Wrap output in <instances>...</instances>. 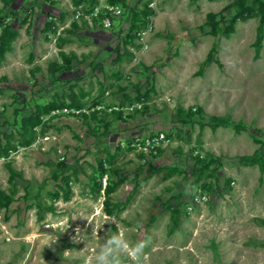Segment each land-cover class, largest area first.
I'll return each instance as SVG.
<instances>
[{
  "label": "rangeland",
  "instance_id": "1",
  "mask_svg": "<svg viewBox=\"0 0 264 264\" xmlns=\"http://www.w3.org/2000/svg\"><path fill=\"white\" fill-rule=\"evenodd\" d=\"M101 1L122 6L111 26L0 0V264H85L118 232L151 237L143 264H264V0ZM156 127L159 153L121 149ZM88 212L112 222L96 235Z\"/></svg>",
  "mask_w": 264,
  "mask_h": 264
},
{
  "label": "built area",
  "instance_id": "2",
  "mask_svg": "<svg viewBox=\"0 0 264 264\" xmlns=\"http://www.w3.org/2000/svg\"><path fill=\"white\" fill-rule=\"evenodd\" d=\"M85 1L79 2L78 5H76L73 10V17L72 18H81L83 17L86 19L87 22L90 21V23L94 22L98 26H111L112 21L116 15H118L121 12L122 6L116 2H104V1H96L93 4H89L88 6L85 7ZM139 103V106H141V101L137 100L135 103L131 105H122L120 103L118 104H113L109 106L110 110L112 109H129L134 106V104ZM102 104L97 103L95 104L94 107H100ZM138 105V104H137ZM63 110L65 111H80L81 108H76L74 106L72 107H67L64 106L62 107ZM84 109V108H83ZM125 114V113H124ZM169 131H167V128H154L152 131L148 130L143 134L140 133H131L129 134L128 137H122L118 140V143L121 147V149L129 153L130 155L139 158V159H144L147 158L151 155H155L156 153H159L163 147V145L171 142V137L169 135ZM207 140V139H204ZM159 150V151H158ZM189 153L192 156L199 155L202 156L203 152L201 149H198L197 147H190L189 148ZM106 179H108L107 172H104L102 174V179H101V186L104 188V184L106 182ZM207 196L206 191L201 187L198 186L196 189L195 193L192 194V200L194 202H201V200H204Z\"/></svg>",
  "mask_w": 264,
  "mask_h": 264
},
{
  "label": "clouds",
  "instance_id": "3",
  "mask_svg": "<svg viewBox=\"0 0 264 264\" xmlns=\"http://www.w3.org/2000/svg\"><path fill=\"white\" fill-rule=\"evenodd\" d=\"M84 217L90 225H92V233L97 235L98 231L107 222L111 223V218L98 217L94 212L79 213ZM75 216V215H73ZM68 227V221L64 229ZM77 235L73 237L74 240L87 239L86 235L81 236L80 230H76ZM56 240V239H55ZM55 240H50L45 245ZM151 244V237H146L136 243H130L123 232L109 235L103 244L89 255L85 264H121V257L126 256L132 261V264H143L145 257V250Z\"/></svg>",
  "mask_w": 264,
  "mask_h": 264
},
{
  "label": "trees",
  "instance_id": "4",
  "mask_svg": "<svg viewBox=\"0 0 264 264\" xmlns=\"http://www.w3.org/2000/svg\"><path fill=\"white\" fill-rule=\"evenodd\" d=\"M76 3H79L80 1H85V0H74ZM97 1V0H96ZM96 1H93V2H91V1H89V2H91V4H93V3H95ZM81 20H82V22H87L86 21V19H84L83 17H81L80 18ZM75 18H72V21H73V23L75 24ZM210 21H213L212 19H210ZM214 22V21H213ZM48 25H47V27L49 28V27H52V20L50 19V20H48V23H47ZM0 25H2L1 26V31H0V57H1V55L3 54V52H4V50H5V48L7 47V45H6V40H2L1 39V35L3 34V33H6L7 31H8V23L4 20V17L3 16H0ZM72 99H73V105H75V106H77L78 108H80L79 106L81 105L80 104V102L78 101V100H76L74 97H72ZM50 106H53V103H51L50 105H48L47 106V108H49ZM144 107L146 108L147 107V104H144ZM37 115V117L39 118V113H37L36 114ZM31 118H32V114H30V115H27V116H25L24 118H23V120L24 121H29V120H31ZM216 118H220L221 119V117H216ZM224 121L227 123V124H229V120H227V119H224ZM159 151V150H158ZM195 157H197V158H199V159H204L205 158V156H204V154L202 155V156H199V155H195ZM244 157L245 158H247V159H254L253 158V155H251V153L250 154H245L244 155ZM255 160V162L257 161V159H254ZM253 160V161H254ZM250 162H252V161H250ZM100 163H101V161H100ZM101 166H102V170H101V172H100V174L98 175V183H101L100 181H101V179H102V174L104 173V172H107V171H105V169H104V165H103V163H101ZM106 182H107V179H106ZM106 182H105V184H106ZM105 184H104V186L103 187H105ZM208 185V182L207 181H203L202 183H201V186L202 187H206ZM208 187V186H207Z\"/></svg>",
  "mask_w": 264,
  "mask_h": 264
},
{
  "label": "crops",
  "instance_id": "5",
  "mask_svg": "<svg viewBox=\"0 0 264 264\" xmlns=\"http://www.w3.org/2000/svg\"><path fill=\"white\" fill-rule=\"evenodd\" d=\"M213 95L217 98L218 97V95L217 94H215V93H213ZM207 107V106H206ZM208 109V111H210V108H207ZM212 110V112H214V114L213 115H215V116H219V115H221L223 112L221 111H215V110H213V109H211ZM231 120V119H230ZM245 125H248V123H246ZM167 127V126H166Z\"/></svg>",
  "mask_w": 264,
  "mask_h": 264
}]
</instances>
